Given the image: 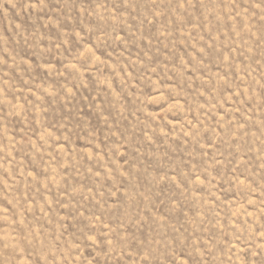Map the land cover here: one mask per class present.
Listing matches in <instances>:
<instances>
[{
	"label": "rangeland",
	"instance_id": "rangeland-1",
	"mask_svg": "<svg viewBox=\"0 0 264 264\" xmlns=\"http://www.w3.org/2000/svg\"><path fill=\"white\" fill-rule=\"evenodd\" d=\"M0 264H264V0H0Z\"/></svg>",
	"mask_w": 264,
	"mask_h": 264
}]
</instances>
